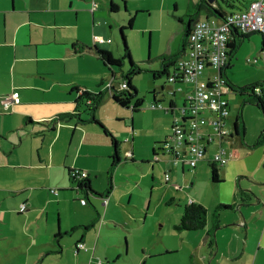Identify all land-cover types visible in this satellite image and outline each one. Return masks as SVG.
Masks as SVG:
<instances>
[{
    "label": "rangeland",
    "instance_id": "rangeland-1",
    "mask_svg": "<svg viewBox=\"0 0 264 264\" xmlns=\"http://www.w3.org/2000/svg\"><path fill=\"white\" fill-rule=\"evenodd\" d=\"M95 1L102 5L103 0ZM115 1L119 6L118 10L110 13L111 18H107V21L126 26L128 17L134 16L132 25L123 30V35L132 60L142 69L139 73L131 76V83L137 90L136 97L142 99L140 110L133 117L130 106L124 107L114 102L110 97L111 88L107 87L111 80L115 89H119L122 81L119 71H126L127 59H124V64L120 67L121 70L119 67L114 68L117 73L116 76L110 80L108 76L104 77L101 85L97 82L99 79L96 82L94 79L93 84L89 80L86 81L98 90L96 92L102 91V99L95 110L96 118L113 136L121 141L122 145L128 144L129 147L131 138L126 135H130L133 131H131V123L132 126L141 128L142 131L138 132V135L136 134V151L141 150L140 153L149 154L152 157L149 145L153 143V147L160 146L159 142H152L154 135H152L151 123L155 120L152 110H161L164 113L168 131L164 135L170 136L172 123L174 121L181 122L180 109L190 94L194 83L193 81L172 83L167 81L165 74L154 76L153 72L147 69L160 67L161 59L159 56L166 54L170 47L168 44H171L173 49L177 47V44L179 45L183 36V28L189 18L188 14L195 18L196 15L192 13L195 10V3L199 0ZM6 2L9 6L10 0H6ZM104 4L107 9L108 1ZM4 16V13H0V26ZM7 16L9 15L6 14V18ZM208 17L213 18L212 15ZM19 18L20 14L14 21H18ZM196 18H206V12L199 10ZM84 28H88L87 20L80 27L70 30H75L84 37L90 33L91 37L92 32L89 30L83 35ZM109 30L113 33L111 38L113 52L117 55L116 57H119L121 48L119 27H112ZM245 34L243 39H236L237 45L233 51L228 44L227 64L221 73V78L224 81L222 85L224 97L229 103L228 115L223 123V128L229 131L224 136L225 139L222 140L223 137L220 140V135L211 123L215 114L205 110L202 114L205 122L199 124H204L202 128L206 125L207 132H203L201 128L204 138L210 133L213 134V140L209 144L205 143L207 151L202 160H199L193 169L185 162L183 174L175 167L174 172L166 171L170 176L172 175V182L167 183L163 180L161 166L164 162L171 168L176 165L173 164V160L169 156L161 154L159 160L152 161L160 168L154 171L148 169L144 174L142 183L139 179L133 180V184L137 185L138 188L134 190L130 202H128V193H126L121 200L123 204L114 207H111L110 204L105 218L98 217L94 225L86 230V232L94 230L95 235L102 228L100 233L103 237H109L113 242L119 241L118 249L120 248L122 255L116 259L115 264H141L142 256H145V264H230L235 261L237 263L264 264V175L261 173L262 170L257 172L256 176L251 174L252 169L261 163L259 161L260 156L252 154L238 160L241 152L236 149V142L241 144L246 141L248 144L250 142L252 145L254 144L263 129L262 127H264V114L253 100H247V93L241 95L225 84L240 87L251 82L264 80V59L260 52L262 35L259 32ZM90 43L94 44L93 40ZM96 44L102 45L100 41H97ZM186 48L188 49V46ZM96 62L101 70L110 73L108 68L102 67L99 60ZM54 64L57 65L56 69L59 72H64L66 67V71L70 74L80 76L86 72L97 71V68L84 58H73ZM208 72L209 69L206 68L200 78L206 79ZM154 94L156 98L153 100ZM170 100L173 102V112L168 109ZM133 101L131 100V102ZM153 102L159 104L153 106L151 105ZM116 113H120L121 116H116ZM235 119L238 121L239 134L233 133ZM124 124L127 125L125 135L121 133ZM60 125L57 126L56 131L59 130ZM96 126L101 130V134L105 135L110 148L113 150L110 136L105 134L99 125ZM41 127L38 126L37 130H42ZM49 132L45 131V136L33 135L31 137L34 143L38 144L32 152L35 157L37 151L45 153L47 148L50 149ZM10 134L15 136L16 133ZM28 144L25 142L21 150H27ZM220 147L231 151L233 156L223 165L215 163L221 181L213 182L210 176L209 161L212 160L214 151ZM180 148L187 149L183 145ZM157 151L160 152V150ZM130 153L129 151L128 155ZM63 158L64 154L62 160ZM82 158L80 156L78 159L81 160ZM124 158L123 156L122 161ZM127 161H129L128 158ZM177 164L181 163L178 162ZM262 169L264 170V168ZM174 174L178 176L175 180H173ZM107 180L108 178L104 174L94 182V185L103 189V192L108 186ZM123 183L118 182L116 195H119V188ZM246 195H249V199L241 201V199L246 198ZM81 197L85 201L91 200L93 205L94 195L90 193L89 198H87L84 192H81L75 200L61 208L62 220L73 218L75 213L80 210ZM103 200L102 197V199L98 198L97 202H94L99 211L104 210ZM190 200L201 203L207 209V226L211 227L213 223L217 224L216 229L213 230L212 227L209 229L210 233H214L212 243H209L206 230L203 228L191 231L174 229L173 226L179 220L183 205ZM219 203L232 205V207L218 209V212L215 213L213 207ZM109 214L114 218V222L109 223L108 228L102 223H108ZM26 225L27 229H30V225H32L30 220L26 222ZM80 231L82 229H76L74 233L77 234ZM8 232V238L0 237V264H31L33 257L34 259L41 257L40 250L26 244V239L31 242L32 238L19 233V229H16L15 237L10 234L11 229ZM71 234L67 236H71ZM66 250L61 255L64 259L70 257ZM59 256V254H49L44 257L43 262L39 263H50ZM93 257L96 262L101 257L103 264L112 262L111 259L105 261L104 256L97 253ZM112 264L114 263L112 262Z\"/></svg>",
    "mask_w": 264,
    "mask_h": 264
},
{
    "label": "crops",
    "instance_id": "crops-1",
    "mask_svg": "<svg viewBox=\"0 0 264 264\" xmlns=\"http://www.w3.org/2000/svg\"><path fill=\"white\" fill-rule=\"evenodd\" d=\"M103 1L104 3L108 1L107 9ZM103 1L100 5L95 0H10L8 6L6 0H0V13L5 14L0 26V141H2L0 142V234H2L0 237L8 238L9 229H11L10 234L15 237L16 229H19V233L32 238L31 242L26 239V244L40 250L41 257L35 259L33 257L31 264H40L39 262H43L45 256L52 253L60 256L46 264H103L101 257L98 258L99 261H95L93 255L96 253L104 256L105 261L111 259L115 264L116 259L122 255L120 248L118 249L119 241L113 242L111 238L103 237L100 233L102 228L95 235L94 230L86 232L91 226L85 228L83 225H88L98 217L104 219L109 211V205L114 207L123 204L121 200L126 193L130 202L134 190L138 188L133 184V180L139 179L142 183L148 169L154 171L160 168L159 165L152 163L149 154L140 153L141 150L136 151V134L138 135L142 129L132 126L131 123V131H133L130 135H126L131 138L130 147L128 144L122 145L120 141L121 154L112 169V188L106 195L107 188L102 192L103 189L94 185V182L104 174L108 178L109 160L111 162L112 149L105 135L101 134V130L93 123L81 126L75 125L72 121L60 123L57 131L55 129L59 124H55L54 129H50L52 123L48 126L51 119L58 113L74 111L75 98L80 91H98L90 85V83L93 84L94 79L95 82L99 79L97 82L101 84L104 77L108 76L111 79L117 74L115 70L113 75L111 70L110 73L101 70L93 50L84 49L76 53L72 46L73 43L91 46L93 44L90 43L91 40L94 42L93 45H97L96 42L100 41L102 45L97 47L109 49L113 56H117L112 49L113 33L109 29L120 28V25L107 21V18H111L109 2L115 0ZM6 14L9 15L7 18ZM19 14L20 18L15 22ZM86 20L88 28L83 29V35L89 30L92 32L91 37L90 33L84 37L75 30H70L80 27ZM237 36L235 34V37ZM168 46L170 47L166 54L164 53L165 55H176L175 59L186 55L187 49L183 36L175 49L171 44ZM73 58L88 59L97 71L86 72L82 76L70 74L66 71V67L64 72L57 71V65L54 63ZM162 66V60H160V67L147 70H160ZM102 67L106 68L103 65ZM169 70H173V67L171 66ZM74 86L76 88H73ZM13 91L18 93L19 99L5 108L2 104L3 98ZM155 98L154 94L152 99ZM169 110L173 112L172 109ZM135 113L133 112V117ZM152 114L155 117L151 123L152 135H154L152 142H158L168 132L166 118L161 110H152ZM119 115L121 116L120 113H116V116ZM38 126H42V130L38 131ZM205 126L202 128L203 132H207ZM125 129H127L126 124L121 132L124 135ZM53 130L55 132L52 133ZM45 131H50L48 133L50 149L47 148L45 153L37 151L35 157L32 152L38 144L34 143L31 137L45 136ZM12 132L16 133L15 136L10 134ZM224 139L225 137L222 140ZM212 140L205 138L204 143L209 144ZM25 142L29 143L27 150H21ZM239 143L236 142V149L240 150L241 155L237 159L240 160L252 154L260 156L261 163L252 169L251 174L256 176L257 172L262 170L261 173L264 175L262 169L264 168V143L252 147L249 146L252 145L251 142ZM152 144L149 145L151 154L154 149L157 155H161V152L157 151L158 147H153ZM129 151L130 155H128ZM80 156L83 157L81 160L78 159ZM123 156L124 161H122ZM68 167L85 170L91 187L96 193L77 189L76 182L69 180ZM174 167L181 174L184 173L182 164H176L171 168L164 162L161 166L163 172L169 170L174 172ZM177 178L178 176L174 174L173 180ZM259 179L262 180V178ZM171 180L172 175L169 174L167 183H171ZM118 182L124 183L119 188V195H116ZM50 188H57L58 193H51ZM81 192H84L87 198L92 193L94 202H97L98 198L102 199L104 195L105 201H102L105 205L104 210L99 211L98 206L93 201L92 205L90 199L82 203L81 197L80 210L73 218L62 220L61 208L75 200ZM21 203L26 205L24 212L18 211ZM101 212L102 215H100ZM28 220L32 223L30 229H27L26 225ZM107 222L102 225L108 228V224L114 222L110 214ZM207 225L203 228L206 231L209 229ZM76 229H82V231L76 234L74 233ZM69 234L71 236H67ZM57 240L60 243L59 252H55L58 248ZM78 241L83 242L87 249L76 248ZM64 250L70 255L67 259L61 257ZM112 262L109 261L106 264H112ZM145 262V256H142L141 264ZM230 264L247 263L235 261Z\"/></svg>",
    "mask_w": 264,
    "mask_h": 264
},
{
    "label": "trees",
    "instance_id": "trees-1",
    "mask_svg": "<svg viewBox=\"0 0 264 264\" xmlns=\"http://www.w3.org/2000/svg\"><path fill=\"white\" fill-rule=\"evenodd\" d=\"M122 1H124V0H122ZM249 1L250 0H212V1L199 0L197 3H195V5H194L195 10L193 11L192 14H195L197 16V13L199 12V10H204L206 12V18H209L208 16L212 15L213 18H215L217 20H221L230 12H233L235 10L244 9L247 6V4L249 3ZM117 7H118V5L116 3H114L113 1L109 2V12L110 13L117 12ZM188 16H189V18H188V20L186 22V25L183 28L184 43H185V40H186V36L188 35V33L190 32V30L192 28L193 23L198 19V18H194L190 14H188ZM133 18H134V16L130 15L128 17V19H127L126 26L122 25L119 28V33H120V38H121V54L119 55V57L113 56L112 53L108 49H100L96 45L87 46V45H84V44L83 45L82 44L77 45L76 43H73L72 46H73V49H74L73 51L76 52V53L77 52H81L84 49L93 50L94 53L96 54L98 60L102 63V65L112 71V75H113V73H115V71H113L114 68L115 67H119V70H121L120 67H121L122 64H124V59H127L128 67L126 66V68H127L126 71H124V72L119 71L120 76H122V81L120 82L119 89H115V87L112 84L111 80H110V82H108L107 87L111 88L110 97L112 98V100L114 102H117L118 104H120V105H122L124 107L130 106V109L132 110V112H137L141 108L142 99L139 98V97H136L137 90H136L135 86L132 85V83H131V76L134 75V74L139 73L142 69L138 66L137 63H135L132 60V58L130 56L129 48H128L126 42H125L124 35H123V30L126 27H130L132 25ZM229 34H230V39H231L230 40V48L233 51V49L237 45L236 39L239 38V40H241V39H243V37L246 34L237 32L236 30L229 31ZM235 34L238 35V36L235 37ZM262 51H264V38H263V36H262V41H261L260 52H262ZM228 55H229V53L227 51L226 58L228 57ZM175 56L176 55H165V54L159 56V58L162 60V65L163 66L161 67L160 70H152L153 75L154 76H159L161 74H165L166 75V79L169 82H172V83L183 82L184 80L180 77V74L179 73L176 74V72L178 70V68H177L178 58L175 59ZM226 64H224L219 69L220 77H221L222 71H224V68L226 67ZM170 66L173 67V70H169ZM207 68L209 69V72L206 74L207 78L206 79H201L200 78L201 75L206 70V69H204L203 72L198 77L199 80L208 81L210 78L212 79L213 75L216 73L215 70L210 68V67H208V65H207ZM174 74H176V75L174 76ZM115 76H113V77H115ZM122 83L125 84L124 87H121ZM225 84L231 90L236 91L237 93H239L241 95H244L245 93H247V95H248V99L247 100H253L256 103V105L261 109L262 113L264 114V80L263 81L251 82L249 84H246V85L240 86V87H234V86H232V85H230L228 83H225ZM73 88H76V86H74ZM13 92H11L10 94L6 95L5 97L8 98ZM192 92H193V88H192L190 94H188V96L191 95ZM188 96L185 99L184 103L182 104V107L185 104V102H187ZM221 97L226 100V107L228 109L229 108V103H228V100L224 97V91L222 92ZM18 99H19V95H18ZM101 99H102V91H99V92H92V91H88V90L80 91V93H78L76 98H75V109H74V111L58 113L55 117H53L51 119V122L48 124V126H50V124L52 123V125L50 126V129H54L55 124L68 123L70 121H72V123H74L75 125H81V126H83V125H85L87 123H93L95 125H99L100 128L102 129V131L105 134L110 136V140H111V144L113 146V150H112V153L110 154L111 162H110L109 169L107 171L108 186H107V189L105 191V194L107 195V193L112 188V184H111L112 183V180H111L112 169H113L114 165L117 163V161L119 160L121 152H120V146H119L120 145V141L115 136H113L111 134V132L96 118L95 110H96L97 106L99 105ZM131 100H134V101L131 102ZM158 104L159 103H157V102L151 103V105H154V106H157ZM82 107H84V109H81ZM172 107H173V105L170 102V104L168 106V109H172ZM205 110H208L209 112L214 113V112L210 111L207 108L201 109L198 117H199V119L203 118V122L202 123L205 122V118L202 116V114L204 113ZM82 113H84V115H82ZM226 116L222 119L223 123L225 122ZM215 117H216V115L214 116V118ZM27 119H30V118L27 117ZM180 120H181L182 124L185 125V123H186V115H181ZM28 121H31V120H28ZM173 123H172V125H173ZM202 125H204V124H202ZM202 125L199 124L200 132H201L200 141L204 145V153H203V155H204L205 151H206V145L204 143V139L205 138H204L202 130H201ZM171 129H172V126H170V130ZM233 133L239 134V125H238L237 119H235L234 122H233ZM227 134H228V130L226 131V133L224 135L219 134L220 135V140L224 136H226ZM229 135H232V134L230 133ZM209 136H210V138H209ZM165 137H168V135H165L160 141H158L160 146L157 149L160 150L161 154L167 155L171 159H173L172 158V153L170 151L164 150L163 147H162V142L164 141ZM206 138H208V140H212L213 134L209 133ZM219 142H221V141H219ZM254 143L255 144L249 145V146L252 147V146L264 143V130H262L260 132L258 138L256 139V141ZM221 148L222 147H220L219 149H221ZM218 150L214 151L213 156H212V160L209 161V164H210V176H211V180L213 182L221 181V179L218 177V169H217V167L215 165V163L218 164V162L214 161V154ZM224 150L226 152H228L226 149H224ZM229 152H231V151H229ZM232 156H233V153H232ZM232 156H230L227 159V161H229V159H231ZM159 159H160V155H157L156 150L153 149L152 150V157H151L150 160L151 161H157ZM73 169H78L80 171V172H78L79 175H80L81 172H83L85 170L80 169V168H76V167H68L67 168V174L69 176V180L76 182V186L75 187L77 189H82L85 192L86 191H92V193H96L95 190H93V188L91 187V183H90V180L87 177V173H86V176H84V177H82L80 179H74L72 177L71 173H70L71 170H73ZM165 174H166V171L163 172V177H164ZM168 180H169V174H168ZM168 180H165V182H167ZM49 191L51 193H53V194L58 193V189L57 188H50ZM245 191H247V190H245ZM103 198H104V196H103ZM246 199L247 200L249 199V195H246V198L241 199V201H245ZM231 207H232V205H226V204L219 203V204L215 205L213 207V209H214V212L216 213V212H218V209H221V208L228 209V208H231ZM25 208H26V205L24 206V209L22 211H24ZM19 209H20V205L18 207V211L22 212ZM95 222H96V220H92L88 225H83V227L86 228V227L92 226V225H94ZM206 224H207V209L201 203L191 200V201H189V202H187V203H185L183 205V209H182V212L180 214L179 220H178V222L176 224H174L173 227H174L175 230H178V231H182V230L191 231V230L202 229V228H204L206 226ZM211 227L214 230V229H216L217 224L213 223ZM211 227H209V229ZM209 229H207V231H206L207 232V236L206 237L208 238L209 243H212V241H214L213 240L214 233H210ZM69 233H70V230H69ZM56 235H59V234H56ZM56 235H55V237H56ZM79 242H81V241H78L76 243V246H75L76 248H79L77 246V244ZM56 243H57V247L58 248L55 250V252H59L60 251V243L58 242V240H57Z\"/></svg>",
    "mask_w": 264,
    "mask_h": 264
},
{
    "label": "built area",
    "instance_id": "built-area-1",
    "mask_svg": "<svg viewBox=\"0 0 264 264\" xmlns=\"http://www.w3.org/2000/svg\"><path fill=\"white\" fill-rule=\"evenodd\" d=\"M232 30L244 34L259 32L264 38V0H250L244 9L230 12L221 20L200 18L193 23L185 40L186 47L188 46L186 55L178 59L176 72L184 81L194 82L192 94L188 96L187 102L180 109V115H186V123L183 125L182 122L174 121L171 135L165 137L162 142L163 149L172 153L175 165L178 162L182 165L186 162L193 169L203 157L204 145L200 141L199 127L203 118L198 117L201 109L207 108L214 112L216 117L211 121L214 129L218 134L226 133L222 119L228 114V109L226 100L221 97L224 81L220 77L219 69L225 64L227 46L231 40L229 31ZM261 54L264 57V51ZM207 65L217 72L208 81L199 80V75L207 68ZM124 86L125 84L122 83L121 87ZM17 100L18 94L13 92L8 98H3L2 104L6 108ZM181 145L187 149H181ZM230 156H232L231 152L221 148L214 154V161L223 165ZM78 172H80L78 169H73L70 173L74 179H80L87 173L83 171L79 175ZM164 179L168 180L167 173ZM81 202L84 203L85 200L81 199ZM24 206L25 204L21 203L19 210L22 211ZM77 246L87 249L82 242H79Z\"/></svg>",
    "mask_w": 264,
    "mask_h": 264
},
{
    "label": "clouds",
    "instance_id": "clouds-1",
    "mask_svg": "<svg viewBox=\"0 0 264 264\" xmlns=\"http://www.w3.org/2000/svg\"><path fill=\"white\" fill-rule=\"evenodd\" d=\"M226 62H227V58H226L225 64H226ZM183 106H184V105H183ZM201 159H202V158H201ZM201 159H200V160H201ZM194 167H195V166H194ZM166 173H167V172H166ZM163 178H164V177H163ZM164 180H165V179H164ZM81 199H83V198H81Z\"/></svg>",
    "mask_w": 264,
    "mask_h": 264
},
{
    "label": "water",
    "instance_id": "water-1",
    "mask_svg": "<svg viewBox=\"0 0 264 264\" xmlns=\"http://www.w3.org/2000/svg\"><path fill=\"white\" fill-rule=\"evenodd\" d=\"M206 1H212V0H206Z\"/></svg>",
    "mask_w": 264,
    "mask_h": 264
}]
</instances>
